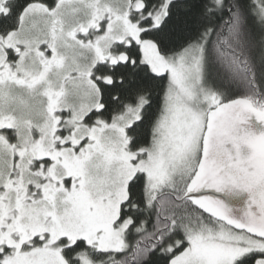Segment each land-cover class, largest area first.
Masks as SVG:
<instances>
[{"label": "snow or ice", "instance_id": "snow-or-ice-1", "mask_svg": "<svg viewBox=\"0 0 264 264\" xmlns=\"http://www.w3.org/2000/svg\"><path fill=\"white\" fill-rule=\"evenodd\" d=\"M0 264H264V0H0Z\"/></svg>", "mask_w": 264, "mask_h": 264}]
</instances>
